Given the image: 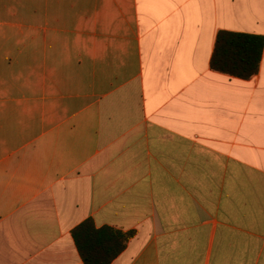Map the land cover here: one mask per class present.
<instances>
[{"label": "crops", "instance_id": "1", "mask_svg": "<svg viewBox=\"0 0 264 264\" xmlns=\"http://www.w3.org/2000/svg\"><path fill=\"white\" fill-rule=\"evenodd\" d=\"M28 5L0 19V264H84L88 218L133 232L110 264H264V45L249 78L210 65L264 0Z\"/></svg>", "mask_w": 264, "mask_h": 264}, {"label": "trees", "instance_id": "2", "mask_svg": "<svg viewBox=\"0 0 264 264\" xmlns=\"http://www.w3.org/2000/svg\"><path fill=\"white\" fill-rule=\"evenodd\" d=\"M264 37L235 31L218 32L210 65L214 70L241 78L257 73ZM84 264H110L126 247L132 231L96 227L88 218L71 231Z\"/></svg>", "mask_w": 264, "mask_h": 264}, {"label": "rangeland", "instance_id": "3", "mask_svg": "<svg viewBox=\"0 0 264 264\" xmlns=\"http://www.w3.org/2000/svg\"><path fill=\"white\" fill-rule=\"evenodd\" d=\"M4 5V8H12L11 13L8 15L2 14L0 16V19L6 23H21V24H27V18H28V0H1L0 6ZM4 33H7V46H5V51L14 52L17 53L18 49L22 48L21 44L22 42L18 43V41H23L26 38L25 37H17V36H12V33H14L13 30L10 28L5 29ZM18 40V41H17ZM21 53H25L22 52Z\"/></svg>", "mask_w": 264, "mask_h": 264}]
</instances>
